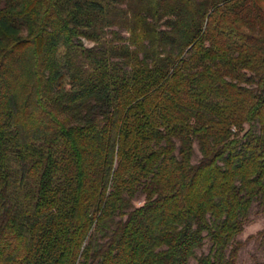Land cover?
<instances>
[{
    "label": "trees",
    "instance_id": "obj_1",
    "mask_svg": "<svg viewBox=\"0 0 264 264\" xmlns=\"http://www.w3.org/2000/svg\"><path fill=\"white\" fill-rule=\"evenodd\" d=\"M255 203L264 0H0V264H237Z\"/></svg>",
    "mask_w": 264,
    "mask_h": 264
},
{
    "label": "rangeland",
    "instance_id": "obj_2",
    "mask_svg": "<svg viewBox=\"0 0 264 264\" xmlns=\"http://www.w3.org/2000/svg\"><path fill=\"white\" fill-rule=\"evenodd\" d=\"M85 45L91 47L92 42L84 40ZM248 128V125H246ZM201 157L198 145H196V153L194 156V162L198 161ZM145 195L139 194L135 200V205L140 206L144 203ZM117 220V218H116ZM264 228V211L262 207L254 204L248 220L246 221L243 232L237 237V240L244 242V245L240 251L237 264H257L264 263V237L259 235L258 231ZM211 241L206 239L202 248L196 249V257H199L203 253H208L210 250ZM190 264H197L196 258H192Z\"/></svg>",
    "mask_w": 264,
    "mask_h": 264
}]
</instances>
